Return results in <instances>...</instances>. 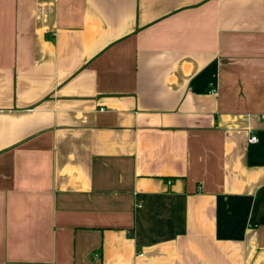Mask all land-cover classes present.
<instances>
[{"label":"crops","instance_id":"obj_1","mask_svg":"<svg viewBox=\"0 0 264 264\" xmlns=\"http://www.w3.org/2000/svg\"><path fill=\"white\" fill-rule=\"evenodd\" d=\"M262 116L264 0H0V264H264Z\"/></svg>","mask_w":264,"mask_h":264},{"label":"built area","instance_id":"obj_2","mask_svg":"<svg viewBox=\"0 0 264 264\" xmlns=\"http://www.w3.org/2000/svg\"><path fill=\"white\" fill-rule=\"evenodd\" d=\"M214 92H216V90H214ZM261 122H262V125L264 126V116H262ZM258 141H259V139H258L257 135L251 134L249 142L250 143H257Z\"/></svg>","mask_w":264,"mask_h":264}]
</instances>
